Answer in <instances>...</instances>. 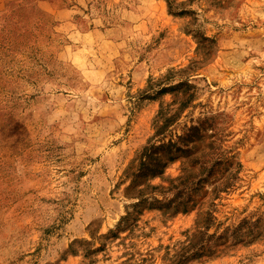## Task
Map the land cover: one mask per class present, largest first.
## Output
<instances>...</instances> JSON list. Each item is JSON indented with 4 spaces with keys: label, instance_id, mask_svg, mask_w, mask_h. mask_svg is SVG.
I'll use <instances>...</instances> for the list:
<instances>
[{
    "label": "rangeland",
    "instance_id": "1",
    "mask_svg": "<svg viewBox=\"0 0 264 264\" xmlns=\"http://www.w3.org/2000/svg\"><path fill=\"white\" fill-rule=\"evenodd\" d=\"M190 95L153 141L184 152L133 184ZM213 204L185 264H264V0H0V264H173Z\"/></svg>",
    "mask_w": 264,
    "mask_h": 264
},
{
    "label": "trees",
    "instance_id": "2",
    "mask_svg": "<svg viewBox=\"0 0 264 264\" xmlns=\"http://www.w3.org/2000/svg\"><path fill=\"white\" fill-rule=\"evenodd\" d=\"M193 100V95H190L186 100L182 101L180 103L179 108L176 110V112L170 116L162 118V122L160 126L157 127L156 133L154 135V139L148 143L147 146L144 147L142 152L140 153L138 157V167L134 174H132V183L135 184L140 180H146L148 178H155L157 176H163L165 173V170L167 166L176 160V153L178 152H184L183 147L186 146V143L188 142V138H190L189 134H186L185 136H178L177 142H173L170 140L169 142L165 143L163 141H159V144L157 145L156 142H153L155 139L165 136V134L168 132L169 128L178 120L180 115L183 113V111L189 106V104ZM196 130V128H190L189 132H193ZM210 177L211 173L205 174V171L200 173L199 176H197L195 181L188 182V176L182 175L177 179V186H173L172 189L176 190L177 193L175 194V197L170 200L167 203H163L161 201L155 200L154 203L158 206L159 209H171L172 211L177 212L180 208H182L183 211H186V207L191 201V194L192 191L195 190V187L199 186L200 184H203L206 177ZM190 183V184H189ZM189 184V185H188ZM233 184L229 181V179L221 182L219 185L215 186L212 194L214 196V199H219L220 195L222 193L228 192L232 188ZM153 189H158V187H153ZM171 189V190H172ZM144 197V192L140 191L138 193V198L140 199V203L147 202ZM152 202L150 205H154ZM173 204V206H172ZM135 206H138L135 204ZM134 206V207H135ZM215 210H214V204L211 206L210 210L205 212L200 216L196 223L197 231L195 232L194 236L190 240V243L184 247L181 252L177 256V260L173 262V264H185L186 262L202 257L207 243L209 240L213 238L212 235H209L210 230L214 227L216 218L214 216ZM131 217V214L128 213L123 219L122 222L124 225H127L129 219Z\"/></svg>",
    "mask_w": 264,
    "mask_h": 264
}]
</instances>
